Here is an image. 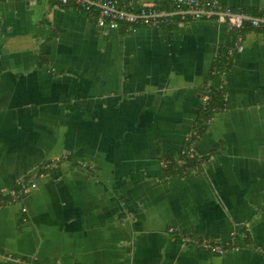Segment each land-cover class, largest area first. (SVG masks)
Wrapping results in <instances>:
<instances>
[{
	"label": "crops",
	"instance_id": "crops-1",
	"mask_svg": "<svg viewBox=\"0 0 264 264\" xmlns=\"http://www.w3.org/2000/svg\"><path fill=\"white\" fill-rule=\"evenodd\" d=\"M198 1L217 7L119 0L195 14L103 30L73 2L0 0V264H264V31L225 75L228 109L193 148L201 169L164 177L233 43L220 14L264 13V0Z\"/></svg>",
	"mask_w": 264,
	"mask_h": 264
},
{
	"label": "trees",
	"instance_id": "trees-1",
	"mask_svg": "<svg viewBox=\"0 0 264 264\" xmlns=\"http://www.w3.org/2000/svg\"><path fill=\"white\" fill-rule=\"evenodd\" d=\"M49 1L59 6H69V4L68 5L58 4L55 0H49ZM155 11L160 13V10L158 11L155 10ZM250 11H244L235 14L246 16L248 18H252L253 20H260V26L254 28V26H252V22L246 21L242 29L240 30L232 29L233 43L232 45L222 47V50L212 67L210 73L209 86H208L209 99L205 104V106L203 107V109L201 110V112L199 113L192 134L186 141L185 153L182 155L180 160H177L172 154L164 157V162L166 165L164 170L165 178H170L173 176H179L182 174L199 171L202 165L205 163V158L198 157L196 154H194L193 148L196 142H198L205 136L209 128V125L214 119V117L220 113L227 111L228 109L227 92L225 91L224 78L226 74L232 71L234 57L237 54V50H238L237 49L238 39L241 37L244 40L247 31L251 29L264 31V22H263L264 13H259L256 11L250 12ZM93 12L95 17H97L98 14L101 12V10L95 8ZM190 17L191 16H187L185 17V19ZM171 19L179 20L182 19V16L171 17L170 20ZM231 51H233L234 54L233 53L231 54ZM15 191H17V193H20L22 191V188L17 187L15 188ZM2 198H1L2 200L7 199V197L6 198L2 197ZM205 242H208L210 244H215L214 242H210V241H205ZM218 245H221L224 248L227 247L222 244H218Z\"/></svg>",
	"mask_w": 264,
	"mask_h": 264
},
{
	"label": "built area",
	"instance_id": "built-area-1",
	"mask_svg": "<svg viewBox=\"0 0 264 264\" xmlns=\"http://www.w3.org/2000/svg\"><path fill=\"white\" fill-rule=\"evenodd\" d=\"M58 4L68 5L73 2L76 6L81 7L87 12H91L95 8L101 10L96 17L97 26L103 30H117L122 26L131 27H154L161 28L166 23L163 18L158 17V13L151 8H143L140 13L127 12L119 8V0H55ZM178 8H192L194 12H204L205 9L213 10L217 7L216 1H207L202 3L198 0H178ZM211 16L209 12V17ZM220 20L227 23L231 29L240 30L244 27L246 21L252 22V26L259 27L260 20L248 19L245 16L233 14L230 11L220 14ZM243 39H238L237 53L244 50L242 45ZM234 54L231 51V54ZM209 96L206 98L208 101ZM29 190L23 188L20 193L13 190L10 194L13 199H19L22 195L26 194ZM175 233V229L170 230ZM202 246L208 249L212 254L223 256L226 254V249L218 244H210L204 242Z\"/></svg>",
	"mask_w": 264,
	"mask_h": 264
},
{
	"label": "water",
	"instance_id": "water-1",
	"mask_svg": "<svg viewBox=\"0 0 264 264\" xmlns=\"http://www.w3.org/2000/svg\"><path fill=\"white\" fill-rule=\"evenodd\" d=\"M194 14H195L194 12L179 13V14H161V15H158V17L163 18V17H171V16H177V15H184L185 16V15H194ZM200 14L204 15L205 13L204 12H200ZM246 18H248V17H246ZM248 19H252V18H248Z\"/></svg>",
	"mask_w": 264,
	"mask_h": 264
}]
</instances>
